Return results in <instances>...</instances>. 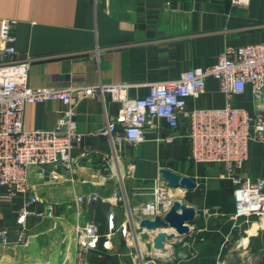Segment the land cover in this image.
<instances>
[{
  "label": "crops",
  "instance_id": "obj_1",
  "mask_svg": "<svg viewBox=\"0 0 264 264\" xmlns=\"http://www.w3.org/2000/svg\"><path fill=\"white\" fill-rule=\"evenodd\" d=\"M2 18L15 20L16 57L34 58L28 69L31 87L123 84L131 97L145 95L151 83L213 64L228 46L264 42V0H249L246 6L232 5L229 0H0ZM233 102L251 108L249 89L235 95ZM224 103L213 78L206 80L197 99L188 101L190 106L201 107ZM118 106L109 95L104 102L79 99L75 118L83 138L82 146L72 153V166L27 167L29 191L38 197L41 209L52 206L51 216H29L21 227L15 223L13 211L20 197L14 201L0 198V231L7 230L10 241L3 244L0 239V264H70L72 227L92 219L99 232L106 233L110 214L115 222L110 248H102L100 241L87 253L88 264H249V260L264 264V231L256 222L233 225L232 192L221 193L216 166L188 160L184 125L171 130L161 122L157 130L147 132L143 142L136 146L121 143L118 149L116 144L114 153L98 131L105 124V115H115ZM60 109L59 101L26 105L25 128H52ZM167 133L181 136L173 142L156 139ZM160 168L188 175L196 182L183 193L181 187L173 189L176 195L181 193L180 200L195 207L198 216L189 234L167 244V258L151 254L152 232L137 229L133 247L119 231L123 224L129 225L127 206L150 198L149 187ZM241 173L264 176V144L249 143ZM116 189L126 195V201H76L78 195L92 192L109 197ZM203 208L208 213L203 214ZM223 218L231 226L216 236L207 226L221 230L218 222ZM201 219L203 226L198 225ZM253 225L255 229L250 231ZM20 233L24 242L18 241Z\"/></svg>",
  "mask_w": 264,
  "mask_h": 264
},
{
  "label": "built area",
  "instance_id": "obj_2",
  "mask_svg": "<svg viewBox=\"0 0 264 264\" xmlns=\"http://www.w3.org/2000/svg\"><path fill=\"white\" fill-rule=\"evenodd\" d=\"M229 1L232 5L246 6L249 0ZM14 24V19H0V198L14 201L20 197L13 210L16 224L22 227L29 216H51L52 206L41 209L38 197L29 191L27 167H71L72 153L82 146L83 138L77 131L75 118L78 100L91 97L104 102L105 96L109 95L119 106L115 115H105V124L98 134L104 137L114 153L116 144L118 149L121 143L136 146L143 142L147 132L157 130L161 122L171 130L182 123L188 160L216 166L217 176L232 183L233 225L237 221L243 224L256 222L264 231V176L241 173L248 159L249 143L264 144V42L228 46L213 64L183 71L176 79L151 83L145 95L131 97L126 94L127 87L123 84L70 83L63 88L31 87L28 69L34 58L16 57ZM208 78L217 81L218 89L225 97L224 105L190 106L189 99H197L204 92ZM246 89L251 93V108L233 102V97ZM47 101L61 104L55 125L50 129L25 128V106ZM180 136L167 133L156 139L173 142ZM105 169H109V164H105ZM49 175L56 177L55 172ZM119 187L123 190L120 174ZM174 188L177 187L169 186L159 174L149 187L150 198L127 206L129 225L123 224L119 231L130 245L140 219L162 216L175 199L181 198V193L170 192ZM181 188L183 193L186 189ZM85 199L92 203L99 199L117 203L126 201V195L116 189L109 197H102L97 192L76 197V201ZM202 213H208V209L203 208ZM107 228L108 232L101 234L92 219L76 223L72 227L74 247L70 264H88L87 253L97 248L100 241L102 248L109 249V237L115 229L113 214L108 216ZM0 239L3 244L10 242L7 230L0 231ZM24 240V234L20 233L18 241ZM249 264L255 263L249 260Z\"/></svg>",
  "mask_w": 264,
  "mask_h": 264
},
{
  "label": "water",
  "instance_id": "obj_3",
  "mask_svg": "<svg viewBox=\"0 0 264 264\" xmlns=\"http://www.w3.org/2000/svg\"><path fill=\"white\" fill-rule=\"evenodd\" d=\"M160 175L171 187H183L191 189L196 182L188 175H181L168 168H160ZM194 206L175 199L169 209L162 215L154 218H142L137 228L152 232L151 247L157 257L167 258L170 255L167 244L176 242L177 238H183L189 234L193 227L191 223L197 217Z\"/></svg>",
  "mask_w": 264,
  "mask_h": 264
},
{
  "label": "trees",
  "instance_id": "obj_4",
  "mask_svg": "<svg viewBox=\"0 0 264 264\" xmlns=\"http://www.w3.org/2000/svg\"><path fill=\"white\" fill-rule=\"evenodd\" d=\"M223 182H224V183L227 182V184L229 185V187H227V188L229 189L228 194H230V192L233 191V185H232V183H231L229 180L220 179V183L222 184ZM227 188H226V189H227ZM222 194H223V193H222ZM232 196H233V194H232ZM224 201H225V200H224ZM221 205L224 207V206H225V202H224V203H221ZM223 219H224V220H223L222 222H218V224L221 225V230H220V229L215 230L214 227L212 228V227H210V225L207 226V227H208V230H212V231H210V232H211V233H214V235H216V236L218 235L219 231L222 232V233L224 234V232H226V231L229 230V227L231 226V221H230V220H227L226 218H223ZM225 219H226V220H225ZM198 225H201V226L204 225L202 219L198 221ZM222 237H223V236H222Z\"/></svg>",
  "mask_w": 264,
  "mask_h": 264
},
{
  "label": "rangeland",
  "instance_id": "obj_5",
  "mask_svg": "<svg viewBox=\"0 0 264 264\" xmlns=\"http://www.w3.org/2000/svg\"><path fill=\"white\" fill-rule=\"evenodd\" d=\"M227 187H229V185L227 184V182L226 183H222L221 185H220V191H221V193H223V194H227L228 192H229V189L227 188ZM227 188V189H226ZM171 193H173V194H175L176 192L174 191V190H172V191H170ZM177 194V193H176ZM228 195V194H227ZM226 197V196H225ZM178 200H180V199H178ZM182 202H184L183 200H181ZM133 244H134V242H132V246H133ZM134 246H135V244H134ZM133 246V247H134ZM235 257V256H234ZM254 263V262H253Z\"/></svg>",
  "mask_w": 264,
  "mask_h": 264
},
{
  "label": "bare ground",
  "instance_id": "obj_6",
  "mask_svg": "<svg viewBox=\"0 0 264 264\" xmlns=\"http://www.w3.org/2000/svg\"><path fill=\"white\" fill-rule=\"evenodd\" d=\"M255 229V225H253V227H252V229L250 230V231H252V230H254ZM151 235H152V233H151Z\"/></svg>",
  "mask_w": 264,
  "mask_h": 264
}]
</instances>
